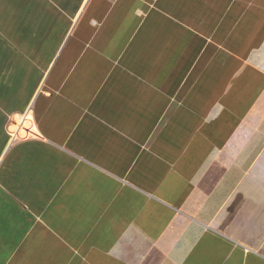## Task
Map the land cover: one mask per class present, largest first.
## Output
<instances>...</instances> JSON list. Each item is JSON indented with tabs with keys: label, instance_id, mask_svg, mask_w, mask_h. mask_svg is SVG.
Segmentation results:
<instances>
[{
	"label": "crops",
	"instance_id": "crops-1",
	"mask_svg": "<svg viewBox=\"0 0 264 264\" xmlns=\"http://www.w3.org/2000/svg\"><path fill=\"white\" fill-rule=\"evenodd\" d=\"M0 264H264V0H0Z\"/></svg>",
	"mask_w": 264,
	"mask_h": 264
},
{
	"label": "rangeland",
	"instance_id": "rangeland-1",
	"mask_svg": "<svg viewBox=\"0 0 264 264\" xmlns=\"http://www.w3.org/2000/svg\"><path fill=\"white\" fill-rule=\"evenodd\" d=\"M142 11H144V10H142ZM250 93H251V95L254 94V92H253L252 89H251V92H250ZM245 107H246V105H244V106H238V107H237V108L241 111V112H240L241 115H242V113H245V112H244L245 109H246ZM28 113H29V112H28ZM253 113L255 114L256 112H253ZM253 113H252V114H253ZM18 116H19V115H18ZM18 118H19V117H18ZM18 118H17V119H18ZM28 119H29V120L27 121V124H26V126H27L26 130H29V131H30V128H33V124H32V122L30 121V113L28 114ZM15 120H16V119H15ZM251 120H252V119H251ZM253 120L255 121V119H253ZM254 121H252V123H253ZM15 126H16V124H15ZM15 126H14V127H15ZM15 128L17 129V127H15ZM16 129H14V130H16ZM21 133H23L24 136H27V135H28V134H27V131H24V130H23ZM23 135L21 134L20 137H22ZM18 136H19V134H18ZM109 182H110V181H109ZM106 186H107V192H108L110 186H109L108 184H107ZM103 189H104V188H102V191H103Z\"/></svg>",
	"mask_w": 264,
	"mask_h": 264
},
{
	"label": "bare ground",
	"instance_id": "bare-ground-1",
	"mask_svg": "<svg viewBox=\"0 0 264 264\" xmlns=\"http://www.w3.org/2000/svg\"><path fill=\"white\" fill-rule=\"evenodd\" d=\"M28 112L26 113V114H24L22 117H19L17 120H21V122H22V127L17 131L18 132V134L20 135V133L24 130L25 131V129H23L25 126H26V124H27V121L29 120L28 119ZM11 128H9L10 129V131H13L14 129H15V124L13 125V124H11Z\"/></svg>",
	"mask_w": 264,
	"mask_h": 264
},
{
	"label": "built area",
	"instance_id": "built-area-1",
	"mask_svg": "<svg viewBox=\"0 0 264 264\" xmlns=\"http://www.w3.org/2000/svg\"><path fill=\"white\" fill-rule=\"evenodd\" d=\"M19 126L17 125V129L21 128L20 125L22 124L21 120L18 122Z\"/></svg>",
	"mask_w": 264,
	"mask_h": 264
},
{
	"label": "trees",
	"instance_id": "trees-1",
	"mask_svg": "<svg viewBox=\"0 0 264 264\" xmlns=\"http://www.w3.org/2000/svg\"><path fill=\"white\" fill-rule=\"evenodd\" d=\"M11 127H12V126H11ZM11 127H10V128H11Z\"/></svg>",
	"mask_w": 264,
	"mask_h": 264
}]
</instances>
